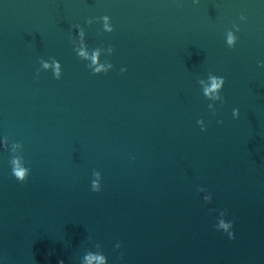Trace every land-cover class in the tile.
<instances>
[{
	"label": "water",
	"instance_id": "1",
	"mask_svg": "<svg viewBox=\"0 0 264 264\" xmlns=\"http://www.w3.org/2000/svg\"><path fill=\"white\" fill-rule=\"evenodd\" d=\"M261 62L264 0H0V264H264Z\"/></svg>",
	"mask_w": 264,
	"mask_h": 264
},
{
	"label": "clouds",
	"instance_id": "2",
	"mask_svg": "<svg viewBox=\"0 0 264 264\" xmlns=\"http://www.w3.org/2000/svg\"><path fill=\"white\" fill-rule=\"evenodd\" d=\"M199 0H193V3H198ZM100 19H102L103 21V30L105 32H109L111 33L114 29L113 26L110 23V18L108 16H103ZM240 20L244 21L246 20V17L241 15L240 16ZM87 23L89 25H91L93 23L92 19H89L87 21ZM78 30H79V35L81 37H83L85 35L83 28H81L79 25L75 26ZM233 27L235 28V30L238 32L240 31V28L238 25L234 24ZM237 39L238 37L235 35V33L231 30L227 31L226 33V44L229 48H234L236 43H237ZM75 50V49H74ZM109 53L112 54L113 53V49L111 46L108 47ZM76 51V50H75ZM98 52L99 49H96L95 51H93L92 55H91V60L92 63L88 64V67L92 70L93 74H99V73H107L108 72V68H112L113 65L110 62H107V67H105L104 65L98 64ZM77 55L79 58H83L84 60L89 59V56L87 54V52L81 50L79 52H77ZM40 64L42 66V69H49L52 68L53 69V74L54 77L56 79H60L61 75H62V66L59 63V61H57L55 58H51V64L48 63V61H45L43 59L40 60ZM93 65H97V66H93ZM260 67H264V62H261ZM121 71H126V69H121ZM39 74V70L37 71V75ZM198 83L200 84L201 88H202V93L203 96L205 98H207L210 101L216 102L219 101L221 104L224 103V97L221 95V92L223 90V87L226 83L225 78L223 76H217L213 73H209L207 80L205 79H199ZM208 108L209 110L212 111V114L215 115L216 114V108H215V104L214 103H209L208 104ZM232 115L233 118H238L239 117V109H233L232 111ZM198 125L200 126L202 131H206V125L203 119L198 120L197 121ZM218 123H223V121H218ZM5 141V148H7V138H4ZM22 148L23 146L20 143H13L11 145V152L13 153V157L10 160V164L12 167V171L11 174L12 176H14V178L23 183L27 180L29 174H30V169L28 167H25V162L22 164L21 160L24 161L23 157L21 155H15V149L16 148ZM100 173L97 171L93 172V176H99ZM91 190L93 192H99L101 190V184L97 179H93L91 182ZM205 200H210V197H205ZM220 215L221 216H226L227 215V210H223L220 211ZM216 229L219 231L220 229H223V232L226 233L228 235L229 239H234L235 235L234 232L232 231L233 229V222L232 221H227L225 222L224 220H220L219 225L215 226ZM96 247H99V245L97 244ZM121 247V245L119 243H117L115 245L116 249H119ZM123 254H121V258H122ZM106 256L103 254H96L93 253L91 251L87 252L84 256H83V264H93V262H95V264H106ZM58 264H64L63 260H60L58 262Z\"/></svg>",
	"mask_w": 264,
	"mask_h": 264
}]
</instances>
